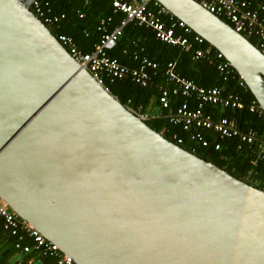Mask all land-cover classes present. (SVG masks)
<instances>
[{
	"label": "water",
	"instance_id": "obj_1",
	"mask_svg": "<svg viewBox=\"0 0 264 264\" xmlns=\"http://www.w3.org/2000/svg\"><path fill=\"white\" fill-rule=\"evenodd\" d=\"M0 0V200L75 264H264V190L151 128L33 12ZM264 112V55L196 0H156Z\"/></svg>",
	"mask_w": 264,
	"mask_h": 264
},
{
	"label": "trees",
	"instance_id": "obj_2",
	"mask_svg": "<svg viewBox=\"0 0 264 264\" xmlns=\"http://www.w3.org/2000/svg\"><path fill=\"white\" fill-rule=\"evenodd\" d=\"M247 1L253 4V8H259V5L264 3V0ZM41 2H47L51 9V15L58 16L60 19L54 25H48L52 33L57 38L61 35L72 37L78 49L84 53L92 52L100 44L104 33L103 27L112 32L125 19V14L114 9L113 0H41ZM149 8L152 11L157 10L154 6V1ZM62 16L64 17L61 18ZM161 18L168 26L178 21L175 17L171 18L170 15L161 16ZM41 19L44 20L43 18ZM102 22L105 24L102 25ZM176 33L185 34L180 27L176 28ZM195 35L192 31L187 36L193 39ZM250 41L255 46L258 45L257 40L254 38H250ZM207 47H211L215 52L217 51L205 41L202 48ZM140 48H143L144 51H141ZM136 53H139L142 57L147 56L158 64L156 71L148 70L151 77L149 84L141 86L129 75L115 82L106 80L105 86L109 91L122 104L142 115L149 114L151 107L160 108L158 113L148 115L147 123L151 128L177 144H179L178 139H182L183 142L179 145L186 150L202 159L213 162L233 176L264 190V156L261 155L259 150V144L264 142V112L261 114L260 110L254 112L250 110L252 105L256 104L258 106V104L238 73L231 67L233 74L227 80H224V76L217 69L216 62L192 60L190 54L182 48L158 40L153 29L131 22L124 27L116 46L110 49L107 55L112 59L118 60L122 66L134 70L140 67V61L136 60L135 57ZM169 63H175L176 71L181 76L194 81L199 86L205 88L218 87L223 89L226 94L239 96L245 106L243 109L212 105H205L202 109L207 113H211L214 119L226 117L236 120L238 129L241 132H257L258 141L253 145H248L241 143L238 138L221 137L216 132L205 130L202 134L208 144L204 146L202 142L192 139L193 132L186 131L182 125L171 122L173 113L179 107L186 104L190 109H198L200 104L195 98L172 95L170 107L163 108L159 101L161 95L159 87L165 82V69ZM241 83H243L244 87ZM216 145L220 146L218 150ZM21 232L18 236L11 235L4 230L3 222L0 219V238L2 237L3 240H6L5 246L11 247L10 254L20 250L23 252L22 249L16 248L17 244H20L21 246L32 248L30 252H24L26 253L25 255L32 257L40 254L45 264H56L54 257L44 256L41 250L34 249L35 243L33 239L24 236Z\"/></svg>",
	"mask_w": 264,
	"mask_h": 264
},
{
	"label": "built area",
	"instance_id": "obj_3",
	"mask_svg": "<svg viewBox=\"0 0 264 264\" xmlns=\"http://www.w3.org/2000/svg\"><path fill=\"white\" fill-rule=\"evenodd\" d=\"M154 1L156 11H152L149 7ZM204 8L211 13L226 20L238 33L250 40L254 38L257 40L256 46L264 55V5L259 8H253V4L247 0H196ZM113 7L116 11L125 14V19L112 32L103 27V36L99 45L90 53H84L75 44L72 37L61 35L58 37L59 41L67 48L70 54L93 74V76L102 84L106 80L115 82L131 75L133 80L141 86H147L151 79L148 72L149 69L156 71L158 64L150 60L147 56H140L135 54L136 60L140 61L138 69L130 70L122 66L118 60L112 59L107 55V52L114 48L119 37L122 35L124 27L131 22L137 25L151 28L156 33V38L164 43L172 46L182 48L185 52L190 54L192 60L201 61L206 60L210 63H217V69L227 80L233 71L231 65L225 59L224 55L218 50L215 52L211 47L202 48L205 40L195 35L189 38L187 35L191 34L192 30L183 22L177 21L173 25L168 26L161 18V16L173 15L168 12L156 0H113ZM33 12L42 20L47 26L54 25L59 22L58 16L51 15V9L47 2L43 3L41 0H36L32 5ZM83 16V15H82ZM62 16L61 18H63ZM105 23L102 22V25ZM180 27L185 34L180 35L176 33V28ZM241 85L244 87L243 83ZM160 97L159 101L163 108L170 107V98L172 95H182L188 98H195L199 101L198 109H190L186 104L179 107L172 115L171 122L182 125L186 131L193 132L192 139L202 142L207 146L208 141L205 140L202 132L210 130L226 138H238L241 143L253 145L258 141V134L255 131L243 133L238 129L237 122L234 119L220 117L214 119L211 113L205 112L202 108L205 105L232 107L234 109H243L244 103L241 98L235 94H226L223 89L218 87L205 88L197 85L194 81L181 76L176 71L175 63H169L165 69V82L159 87ZM257 109V110H256ZM252 112L260 110L254 104L251 106ZM148 119L147 115H143ZM264 118V114H263ZM182 139H178L181 144ZM220 148L216 145V149ZM259 150L264 156V142L259 144ZM0 219L3 222V227L13 236H18L20 231L32 238L35 246L34 249L41 250L44 256L54 257L56 264H75L73 259L61 253L55 245L48 242L42 235L35 231L28 223L22 221L6 203L0 200ZM22 239V238H21ZM17 249H22L23 252H30L32 250L29 246H21L17 244Z\"/></svg>",
	"mask_w": 264,
	"mask_h": 264
},
{
	"label": "crops",
	"instance_id": "obj_4",
	"mask_svg": "<svg viewBox=\"0 0 264 264\" xmlns=\"http://www.w3.org/2000/svg\"><path fill=\"white\" fill-rule=\"evenodd\" d=\"M264 5V3H261L259 6ZM141 51H144L143 48H140ZM160 111V108L158 107H151L149 110L148 115H153L155 113H158ZM4 228V227H3ZM5 230V229H4ZM8 232V231H7ZM23 233L24 236H27L25 232ZM6 240H3V238H0V264H45L44 261L40 257L41 255L38 254L37 256L29 257V255H25L26 253L22 252L21 250L14 254H10L11 247L5 246ZM36 255V254H35ZM4 259V260H3Z\"/></svg>",
	"mask_w": 264,
	"mask_h": 264
},
{
	"label": "clouds",
	"instance_id": "obj_5",
	"mask_svg": "<svg viewBox=\"0 0 264 264\" xmlns=\"http://www.w3.org/2000/svg\"><path fill=\"white\" fill-rule=\"evenodd\" d=\"M222 19V18H221ZM178 20V19H177ZM225 21V20H224ZM226 22V21H225ZM228 23V22H227Z\"/></svg>",
	"mask_w": 264,
	"mask_h": 264
}]
</instances>
